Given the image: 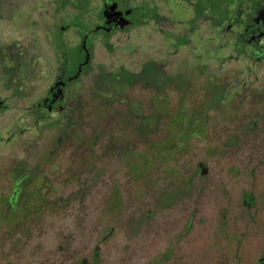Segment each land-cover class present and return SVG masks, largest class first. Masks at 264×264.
Here are the masks:
<instances>
[{
	"label": "rangeland",
	"instance_id": "obj_1",
	"mask_svg": "<svg viewBox=\"0 0 264 264\" xmlns=\"http://www.w3.org/2000/svg\"><path fill=\"white\" fill-rule=\"evenodd\" d=\"M130 35L114 52L99 48L96 62L104 67L131 65L138 57L126 56L127 46L152 49L136 32ZM223 55H228V66L222 81L233 84L242 65L231 60L230 51ZM242 63L245 67L247 61ZM254 71L264 81V69L257 66ZM188 76L185 108L200 112L209 96L205 76ZM240 78L251 79L246 71ZM182 91L170 88V114L158 120L153 133L150 120L144 122L148 132L137 137L125 135L120 124L118 113L126 109L125 103H116L108 119H97L96 93L90 82L83 85L76 107L80 127L84 133L99 129L104 141L77 155L68 146L55 157L47 173L58 182L48 194L42 222L28 231L1 227L0 264H256L264 252L263 100L244 98L212 112L207 132L167 158L158 145L172 135L170 119ZM137 92L149 117L154 93L138 88L132 95ZM257 96L264 97V91ZM254 122L259 129L247 132ZM55 128L47 127L48 150ZM109 135L123 148L108 149ZM14 147L0 148V165L12 158ZM72 169L79 171L78 182L70 179ZM175 191L180 193L174 199ZM248 193L256 199L253 210L244 203Z\"/></svg>",
	"mask_w": 264,
	"mask_h": 264
},
{
	"label": "flooded vegetation",
	"instance_id": "obj_2",
	"mask_svg": "<svg viewBox=\"0 0 264 264\" xmlns=\"http://www.w3.org/2000/svg\"><path fill=\"white\" fill-rule=\"evenodd\" d=\"M263 10L264 0H0V148L14 145L16 150L0 165V228L28 231L41 223L48 194L58 182L47 173L55 157L68 146L76 155L101 146L102 133L96 128L84 133L76 110L88 82L100 104L95 118L106 120L116 103H125L120 124L125 135L137 137L143 136V119L149 118L153 133L158 120L170 114L171 87L182 89L180 101H185L188 73L204 75L207 89L220 88L228 66L225 51L242 67L227 85L230 94L220 100L261 99L264 104L257 96L264 81L254 71L264 69ZM132 32L152 49L127 46L125 55L138 57L131 65L96 62L99 48L114 52ZM245 71L250 80L240 78ZM255 83H260L257 92ZM138 88L154 93L149 117L138 92L132 95ZM51 125L56 128L48 150ZM257 129L254 122L246 131ZM106 145L115 151L124 146L110 135ZM71 171V181L78 182L79 171ZM201 171H207L204 163ZM255 200L252 193L246 195L247 209L255 208ZM256 264H264V252Z\"/></svg>",
	"mask_w": 264,
	"mask_h": 264
},
{
	"label": "trees",
	"instance_id": "obj_3",
	"mask_svg": "<svg viewBox=\"0 0 264 264\" xmlns=\"http://www.w3.org/2000/svg\"><path fill=\"white\" fill-rule=\"evenodd\" d=\"M178 82V80H176ZM177 85V84H176ZM227 84H223L220 88H208L209 98L204 103L203 108L199 111L195 109L185 108V102L180 101L179 105L176 108L175 115L170 119V125L172 127V135L168 136L163 143H159L158 148L161 150V154H164L167 158L171 157L176 149H178L181 145L188 143L193 137L200 136V134L207 132V124L212 112H216L221 107L231 105L229 102L225 103L220 100L221 96L229 95L230 88L227 87ZM179 89L183 88L179 84ZM212 96V97H211ZM211 98V99H210ZM161 110V108H159ZM167 108H165L166 110ZM185 112V113H183ZM192 113V114H190ZM202 118L201 122L203 129H198V119ZM146 119V118H145ZM160 120V119H159ZM147 119L143 120V134L145 135L148 132V129L144 126V122ZM176 192V191H175ZM176 193H180L177 191ZM79 264V263H78ZM80 264H84L80 262Z\"/></svg>",
	"mask_w": 264,
	"mask_h": 264
},
{
	"label": "water",
	"instance_id": "obj_4",
	"mask_svg": "<svg viewBox=\"0 0 264 264\" xmlns=\"http://www.w3.org/2000/svg\"><path fill=\"white\" fill-rule=\"evenodd\" d=\"M263 13H264V10H263Z\"/></svg>",
	"mask_w": 264,
	"mask_h": 264
}]
</instances>
